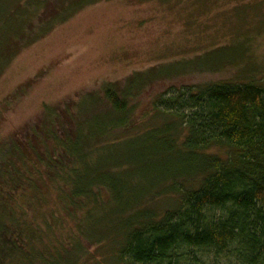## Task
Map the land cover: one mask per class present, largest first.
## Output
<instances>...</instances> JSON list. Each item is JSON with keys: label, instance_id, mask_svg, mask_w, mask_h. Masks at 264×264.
Wrapping results in <instances>:
<instances>
[{"label": "trees", "instance_id": "16d2710c", "mask_svg": "<svg viewBox=\"0 0 264 264\" xmlns=\"http://www.w3.org/2000/svg\"><path fill=\"white\" fill-rule=\"evenodd\" d=\"M97 1L2 0L0 75ZM225 49L185 67L220 70L239 57ZM178 69L83 95L106 103L101 120H84L80 102L48 107L0 144V264H83L93 245L110 264H264V81L161 94L152 110L160 123L126 135L136 125L128 96ZM162 198L167 207L156 205Z\"/></svg>", "mask_w": 264, "mask_h": 264}, {"label": "rangeland", "instance_id": "374dc122", "mask_svg": "<svg viewBox=\"0 0 264 264\" xmlns=\"http://www.w3.org/2000/svg\"><path fill=\"white\" fill-rule=\"evenodd\" d=\"M221 48L237 50L238 60L216 71L185 67ZM176 67L128 96L136 122L128 137L160 123L152 120V110L161 94L205 83L264 81V0H99L85 6L24 48L0 75V144L48 107L67 110L80 102L84 120H101L106 103L93 106L83 95H104L109 84L128 90L127 79L136 72ZM156 205L167 207L169 198ZM96 261L110 264L104 245H93L83 264Z\"/></svg>", "mask_w": 264, "mask_h": 264}]
</instances>
